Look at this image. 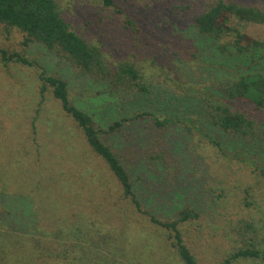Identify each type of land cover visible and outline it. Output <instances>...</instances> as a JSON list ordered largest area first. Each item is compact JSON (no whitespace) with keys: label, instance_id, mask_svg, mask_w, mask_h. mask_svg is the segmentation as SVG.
<instances>
[{"label":"trees","instance_id":"obj_1","mask_svg":"<svg viewBox=\"0 0 264 264\" xmlns=\"http://www.w3.org/2000/svg\"><path fill=\"white\" fill-rule=\"evenodd\" d=\"M99 1L106 8L118 6L115 0ZM150 2L154 6L143 17L149 26L161 29L169 26L172 19L184 20L180 25L185 26L169 35L186 37L189 44L185 43L194 49L192 57L204 68L212 85L201 88L200 83L178 77L172 80L174 84L168 82L177 91L161 90L146 82V74L136 63L125 56L117 59L115 51L121 37L129 35V30L136 37L142 34L125 7L120 11L125 15L123 25H106L98 12L100 38L94 42L72 27L57 0H0V24L25 34L27 42L40 43L66 57L85 74L92 75V82L105 93L121 91L130 96L104 98L127 103L129 108L112 124L101 127L95 121V111L90 113L87 105H76L70 100L67 81L41 76L42 95L52 88L63 111L81 130L99 159L97 166L102 176L97 179L87 164L82 168L73 164L69 167L72 175L64 180L57 176L58 169L54 171L52 167L47 177L55 187L51 200L53 213L46 216L48 236L27 249L28 244L22 242L21 246L17 240L32 234L41 223L35 200L39 198L34 197L26 205L22 202L26 195L13 198L0 193V253L6 257L4 264L15 258L18 264H199L182 231L183 224L201 219V213L188 200L189 190L185 189L194 181L185 169L186 161L194 156L192 150L187 151L189 134L200 135L224 156L233 151L236 158L233 159L244 160L246 167L253 168L252 173L259 170L256 158L264 159V40H246L245 35L228 24V17L264 24V0ZM132 11L141 15L139 8ZM158 20L160 23L154 25ZM178 42L182 43L179 39ZM168 49L163 50L165 58L169 56ZM6 55L3 51L2 56ZM128 132L133 138H128L126 144ZM103 167L110 172L109 184L103 180ZM139 168L147 169L151 175L149 182L157 187L159 198L155 194L147 198L144 176H133ZM78 176L83 178L79 181L81 195L75 186ZM82 183L94 184L96 188L85 195L86 184ZM168 196H173L177 206L184 201L174 221H166V215L157 210L158 200ZM219 199L224 200L225 209L228 199L223 194ZM105 217L115 219L114 225L119 228L114 232L107 230L106 225L102 226ZM134 227L139 240L133 238ZM157 229L167 230L171 248L162 239V233H152ZM235 230L250 247L235 250L222 264L261 257L264 226L255 220L239 219ZM160 245L164 248V259L157 257ZM232 245L237 248L236 243ZM40 252H45L43 262H35Z\"/></svg>","mask_w":264,"mask_h":264},{"label":"rangeland","instance_id":"obj_2","mask_svg":"<svg viewBox=\"0 0 264 264\" xmlns=\"http://www.w3.org/2000/svg\"><path fill=\"white\" fill-rule=\"evenodd\" d=\"M57 1L72 27L94 42L100 38V31L97 28L100 21L98 12L104 17L106 25L112 23L123 25L125 15L120 11L125 7L141 27L142 34L136 37L129 30V35L121 37L115 57L121 59V56H125L131 63H136L146 74L147 83L161 90L169 88L172 92L177 91L171 85L174 84L172 80L178 77L194 84L200 83L201 88L212 85L204 68L192 57L194 49L190 48L186 37L185 39L183 36L177 37L182 42L179 44L178 39L171 36L185 26L180 25L184 20L172 19L166 28L155 29L143 18L146 17L147 10L154 6L152 2L115 0L118 3L117 8H106L99 0ZM253 1L255 3L257 0ZM155 6H158L157 2ZM138 8L141 15H135L132 11ZM148 16L153 19L152 16ZM228 21L232 28L246 36V40H264V24L242 21L234 16H229ZM158 23L159 20L157 23L155 21L154 25ZM150 28L155 31L151 32ZM25 40V34L0 24V193L4 192L6 196L13 198L21 194L26 195L22 198L26 205L33 202L36 196L40 199L35 200L38 203L36 209L42 225L40 223L32 234L17 240L21 246L22 242L28 244L25 247L27 249L37 246L39 241L48 236L45 232L49 231L46 216L53 213L51 200L54 198L55 187L51 181H47V177L51 174L52 167L54 171L58 169L57 176L64 180L72 175L69 167L73 164L79 168L87 164L93 169L97 179L102 176L97 166L99 159L86 143L81 130L63 111L60 102L53 95L52 88H48L42 95L41 76L67 81L70 100L76 105H87L90 113L95 111V121L101 127L112 124L127 113L129 108L127 103H117L113 98L112 100L104 98L123 99L130 96L121 91L120 94L105 93L106 90L92 82L90 79L92 75L85 74L66 57L58 55L40 43L27 40L26 43ZM165 47L169 48L168 58L163 54ZM3 51L7 54L6 58L2 56ZM175 52L179 54L176 55ZM153 60H156L155 65L152 64ZM35 128L37 133H34ZM126 136L127 144L128 138L133 137L129 132ZM189 136L187 151L192 150L194 156L186 161L185 169L194 181L185 189L189 190L188 200L193 204L192 208L201 213V219L183 224V236L199 264H222L235 250L250 247L248 242L246 244L241 240L235 230L239 219L255 220L264 226V159L256 158L260 167L258 171L252 173L253 168L246 167L244 160L233 159L235 158L233 151L224 156L200 135ZM120 140L121 148L124 149L122 139H119V143ZM145 169H137L133 176H144V192L147 198L153 194L159 198L157 187L149 182L151 175ZM103 172V180L109 184L110 172L106 167H103ZM81 180L83 178L78 176V183L75 185L80 195L83 193L79 182ZM92 185H85V195H89L96 188V185ZM222 194L228 199L225 209L222 207L224 200L219 199ZM172 198L173 196H168L158 200L157 210L161 215H166L164 216L166 221L176 220L177 214L182 210L180 207L184 201L177 206ZM36 216L37 213L32 218L33 223ZM114 223L115 219L105 217L102 226L106 225L107 230L114 232L119 228V225ZM132 231L134 240H139L136 227L132 228ZM166 231L157 229L150 232L159 235L162 233V239L166 240L170 247L171 240L168 239L169 234ZM232 243H236L237 248L233 249ZM158 247L160 249L157 257L164 259V248L161 245ZM44 253L40 252L34 261L43 262ZM0 254V264H4L3 260L6 257L3 253ZM260 255L259 258L239 259L234 264H264V253ZM13 260H8V264L19 263L16 258Z\"/></svg>","mask_w":264,"mask_h":264}]
</instances>
